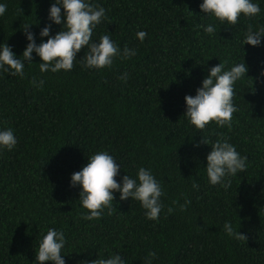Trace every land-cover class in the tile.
<instances>
[{"label": "trees", "instance_id": "trees-1", "mask_svg": "<svg viewBox=\"0 0 264 264\" xmlns=\"http://www.w3.org/2000/svg\"><path fill=\"white\" fill-rule=\"evenodd\" d=\"M2 2L0 43L20 56L26 25L40 43L50 0ZM91 2L106 14L93 39L107 31L121 49L135 48V56L99 71L74 61L69 72L42 74L33 53L23 78L0 73V127L12 128L17 139L12 151H0V264H34L49 228L65 234V264L109 254L146 264L149 252L155 253L151 264H264V77L256 79L264 67V37L260 47L242 49L248 78L234 86L238 110L230 128L210 123L194 131L183 116L184 96L195 95L208 68L242 60L248 25L264 26V0H253L261 9L255 18L241 16L230 27L201 20V0ZM200 23H213L216 34H204L195 27ZM59 30L52 25L50 35ZM140 30L147 33L143 42L136 39ZM34 77L43 79L42 87L33 85ZM218 136L247 157L246 170L227 190L211 186L203 168L210 147L201 138ZM101 150L122 166L117 181L134 177L141 166L151 169L163 192L156 221L145 218L139 202L119 200V193L110 213L81 219L79 188L69 186L70 176ZM225 221L245 241L227 236Z\"/></svg>", "mask_w": 264, "mask_h": 264}, {"label": "clouds", "instance_id": "clouds-1", "mask_svg": "<svg viewBox=\"0 0 264 264\" xmlns=\"http://www.w3.org/2000/svg\"><path fill=\"white\" fill-rule=\"evenodd\" d=\"M6 4L0 0V16L6 12ZM200 12L205 18L218 21L226 27L235 26L238 18H255L261 11L258 3L253 0H201ZM63 10V11H62ZM106 19L105 9L91 2V0H50L47 14L49 21L39 31L40 43L29 30L30 25L22 29L26 46L20 56H17L6 43H0V73L12 77H24L26 64H32L33 53L39 58V72L57 73L61 70H72L74 61L81 63L84 69L102 70L109 68L114 59H127L136 55L135 48L127 46L121 49L111 38L109 32L93 39L94 30ZM52 25L60 26V30L50 35ZM208 36L216 34L213 23H200L195 26ZM136 39L143 42L147 33L143 30L136 32ZM264 37V26L253 29L248 25L243 39L240 41L241 51L244 45L260 47L261 38ZM44 38H47L46 40ZM84 49L82 57L75 59L77 53ZM240 62H234L226 67L225 62L211 66L207 75L195 90V95H185L184 104L187 124L194 131H202L209 124L217 127H231L232 115L238 109L233 103L234 86L237 81L248 78V67L244 60V52ZM264 77V67L259 72V77ZM119 79L125 81L127 74H122ZM34 86L42 87L43 79L32 80ZM254 79L251 78L253 88ZM200 143L209 146L210 151L205 157L206 165L203 167L208 183L211 186L219 185L224 190L231 186V178L244 173L247 168V157L241 155L226 137L218 136L214 141L201 138ZM17 144L14 131L10 127H0V151H12ZM198 146V145H196ZM122 166L116 162L113 155L106 150L97 151L87 157V163L70 176V187L79 188L78 202L84 212L81 219L92 221L99 219L106 210L111 212L114 194L119 193V200L129 198L137 201L144 209L145 218L156 221L162 210V188L153 175L151 169L139 167L135 176L123 175L119 181ZM193 187H197L193 183ZM169 207L167 212L171 214ZM222 231L229 237L245 241L246 237L234 229L230 221H225ZM66 237L62 230L49 228L38 241L35 250L34 264H65L64 250ZM146 264H151L155 253H148ZM81 264H125L120 254H109L107 258H96L83 261Z\"/></svg>", "mask_w": 264, "mask_h": 264}]
</instances>
